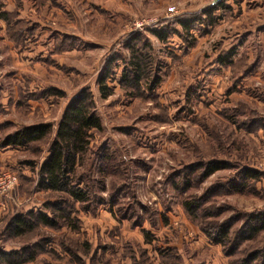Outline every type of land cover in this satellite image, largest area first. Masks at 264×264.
<instances>
[{"label":"rangeland","instance_id":"1","mask_svg":"<svg viewBox=\"0 0 264 264\" xmlns=\"http://www.w3.org/2000/svg\"><path fill=\"white\" fill-rule=\"evenodd\" d=\"M213 4L0 0L9 21L0 19V142L24 126L51 125L46 139L26 149L0 148V175L17 178L0 195L2 251L38 245L34 260L24 264H232L264 246L261 233L229 258L201 231L203 223L240 216L238 229L244 216L264 211V43L253 26H243L252 35L244 39L225 10L214 12L224 23L208 26L201 14ZM193 14L202 22L191 40L175 20ZM160 28L170 32L163 43L150 33ZM131 36L152 70L138 89L120 82ZM107 60L113 61L111 92L102 98L98 78ZM153 74L160 82L150 91ZM82 90L93 97L102 126L92 132L79 170L92 201L73 205L76 230L60 223L13 236L7 231L13 218L46 212L43 205L57 200L38 191L37 171L67 104ZM212 160L226 167L197 180L203 167L196 164ZM246 169L258 179L233 192ZM196 199L203 204L191 219L182 202ZM203 210L212 216L203 219Z\"/></svg>","mask_w":264,"mask_h":264},{"label":"trees","instance_id":"2","mask_svg":"<svg viewBox=\"0 0 264 264\" xmlns=\"http://www.w3.org/2000/svg\"><path fill=\"white\" fill-rule=\"evenodd\" d=\"M220 9L229 10L230 8L220 2L201 14L208 26L222 20L220 17L216 19L214 16V12ZM199 17L197 14H193V16L175 20L187 39H194L191 30L194 29L196 23L202 22ZM0 19L9 25L8 14L0 13ZM150 33L161 43L166 42L170 34L166 28L150 30ZM129 41L127 63L122 71L120 82L138 89L143 82L148 84V77L152 72L151 64L149 56L133 46L132 43L136 41L134 36L129 37ZM227 55L220 61L227 60L229 58ZM112 62V60L105 62L98 78V91L102 98L108 97L111 92L106 82L111 74ZM149 82L147 89L151 91L159 84V76L153 74ZM232 123L234 122L232 121ZM242 125L246 126V123ZM101 127L100 119L95 113L93 97L86 90H82L67 104L47 148L48 155L41 162L37 171L38 191L57 195V200L43 205L46 212L29 211L24 215L16 216L11 220L7 231H10L13 236H22L33 232L38 227L56 229L60 223L74 230L77 229L76 224L70 220L73 205H87L92 201L90 187L86 180L87 176L79 170L83 167L85 155L88 153L92 132L100 131ZM50 129L51 125L46 123L21 127L5 136L0 142V148L26 149L30 145L46 139ZM103 159L109 158L103 157ZM28 164L32 165L31 162ZM198 167L203 168L201 174H198L197 180L203 181L226 166L223 161L212 160L208 163H197L196 169ZM258 177L257 171L246 169L238 181L231 186V190L241 193L247 187L249 180H257ZM98 202L101 204L102 200ZM202 204L197 199L186 200L182 202V207L189 218L195 219ZM202 215L203 219L212 216L209 212L206 214L205 210ZM240 219L241 217L237 216L235 219L231 218L221 223L206 222L202 224L201 231L211 243L222 247L226 257L231 258L240 253V248L244 244L254 241L258 235L264 233V211L244 216L241 226L238 229L234 228V224ZM37 247L38 245L27 246L25 251L11 253L0 249V264L31 262L36 256ZM232 264H264V246L242 255Z\"/></svg>","mask_w":264,"mask_h":264},{"label":"crops","instance_id":"3","mask_svg":"<svg viewBox=\"0 0 264 264\" xmlns=\"http://www.w3.org/2000/svg\"><path fill=\"white\" fill-rule=\"evenodd\" d=\"M223 4L226 7H229L228 14L232 15L234 20V25L236 32L244 35V39L247 41L252 35L246 37L247 33L243 29V26L246 25L247 29H250L252 26L254 28L255 38L261 43H264V0H224ZM224 10L220 9L217 12H222ZM220 22H225L222 19ZM242 28V29H241ZM264 46V45H263ZM4 150V149H3Z\"/></svg>","mask_w":264,"mask_h":264},{"label":"built area","instance_id":"4","mask_svg":"<svg viewBox=\"0 0 264 264\" xmlns=\"http://www.w3.org/2000/svg\"><path fill=\"white\" fill-rule=\"evenodd\" d=\"M17 178L13 174L0 175V195L6 196L16 187Z\"/></svg>","mask_w":264,"mask_h":264},{"label":"water","instance_id":"5","mask_svg":"<svg viewBox=\"0 0 264 264\" xmlns=\"http://www.w3.org/2000/svg\"><path fill=\"white\" fill-rule=\"evenodd\" d=\"M224 0H214V4H218V3H220V2H223ZM213 4V5H214ZM215 6V5H214ZM211 7H213V6H211Z\"/></svg>","mask_w":264,"mask_h":264}]
</instances>
